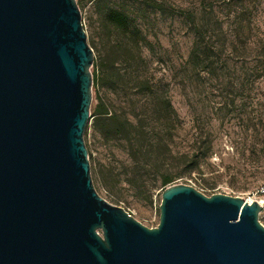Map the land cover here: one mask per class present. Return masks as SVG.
I'll use <instances>...</instances> for the list:
<instances>
[{"label":"water","instance_id":"95a60500","mask_svg":"<svg viewBox=\"0 0 264 264\" xmlns=\"http://www.w3.org/2000/svg\"><path fill=\"white\" fill-rule=\"evenodd\" d=\"M77 0H0V264H264L258 200L176 183L147 227L96 190Z\"/></svg>","mask_w":264,"mask_h":264},{"label":"rangeland","instance_id":"374dc122","mask_svg":"<svg viewBox=\"0 0 264 264\" xmlns=\"http://www.w3.org/2000/svg\"><path fill=\"white\" fill-rule=\"evenodd\" d=\"M77 2L96 63L112 45L134 44L110 24L111 8L128 14L131 27L149 42L148 46L140 42L144 63L139 68L143 74L169 83V95L181 119L172 149V172L177 174L173 183L193 185L208 196L222 193L245 200L264 198L257 195L264 185V74L247 72L253 64L248 44L264 33V0ZM248 23L252 32L246 39ZM199 28L206 36L202 43L213 54L214 75L196 76L197 72L184 68L194 41L200 38ZM94 70L93 65L92 74ZM92 93L91 113L98 93L109 96L105 88L94 85ZM84 139L98 193L127 209L145 226H157L162 188H153L149 199L145 197L147 193L136 192L120 182L115 188L121 201L116 200L104 186L101 170L108 175L111 166L129 165L132 161L122 143L103 142L91 127ZM195 156L200 158L198 163L192 161ZM144 179L153 182L152 177ZM259 220L264 225V208Z\"/></svg>","mask_w":264,"mask_h":264},{"label":"trees","instance_id":"16d2710c","mask_svg":"<svg viewBox=\"0 0 264 264\" xmlns=\"http://www.w3.org/2000/svg\"><path fill=\"white\" fill-rule=\"evenodd\" d=\"M205 11L202 8V12ZM108 20L134 44L129 47L116 43L97 63L94 58L93 85L105 88L109 96L97 94V103L90 117L92 122L90 124L89 120L85 135L91 127L103 142L122 143L132 161L129 165L111 166L108 175L101 170L103 184L116 200L121 201L115 188L120 182L136 192L147 193L145 197L150 199L156 186L159 185L163 191L174 184L177 174L172 172V159L175 158L172 149L181 119L170 98L169 83L165 84L151 74H143L139 68L144 63L140 42L143 41L144 46L149 42L138 29L131 27L132 19L125 12L111 8ZM246 28L244 37L248 39L252 32L251 24L248 23ZM197 37L200 38L194 41L184 68H191L198 73L194 74L196 76L214 75L213 54L202 43L206 36L200 28ZM256 37V42L248 44L253 53V64L247 69L248 74H264V33ZM199 160L198 156L192 159L195 163ZM144 176L152 177L153 182H146Z\"/></svg>","mask_w":264,"mask_h":264},{"label":"built area","instance_id":"2783aa9c","mask_svg":"<svg viewBox=\"0 0 264 264\" xmlns=\"http://www.w3.org/2000/svg\"><path fill=\"white\" fill-rule=\"evenodd\" d=\"M257 195H262V197H264V185H262V186L259 188V190H258V192H257ZM256 198L261 199L260 197H256ZM256 200H258V199H256ZM263 201H264V198H263ZM261 205L264 206V203L261 204Z\"/></svg>","mask_w":264,"mask_h":264},{"label":"bare ground","instance_id":"6f19581e","mask_svg":"<svg viewBox=\"0 0 264 264\" xmlns=\"http://www.w3.org/2000/svg\"><path fill=\"white\" fill-rule=\"evenodd\" d=\"M256 199H258V201H259L260 204H263L264 203L263 198L259 199V198H256V197H254V198L251 197V198L248 199V201L249 202H252V201H254Z\"/></svg>","mask_w":264,"mask_h":264}]
</instances>
